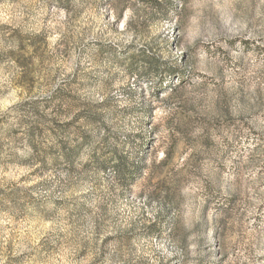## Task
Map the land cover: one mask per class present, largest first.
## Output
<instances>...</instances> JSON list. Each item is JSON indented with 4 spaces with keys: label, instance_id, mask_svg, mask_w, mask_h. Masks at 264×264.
I'll return each mask as SVG.
<instances>
[{
    "label": "rangeland",
    "instance_id": "obj_1",
    "mask_svg": "<svg viewBox=\"0 0 264 264\" xmlns=\"http://www.w3.org/2000/svg\"><path fill=\"white\" fill-rule=\"evenodd\" d=\"M158 1L0 0V264H264V0Z\"/></svg>",
    "mask_w": 264,
    "mask_h": 264
},
{
    "label": "trees",
    "instance_id": "obj_2",
    "mask_svg": "<svg viewBox=\"0 0 264 264\" xmlns=\"http://www.w3.org/2000/svg\"><path fill=\"white\" fill-rule=\"evenodd\" d=\"M141 1L153 3V4L157 5V8H160L161 10H163L164 13H166L164 5H161V3L158 0H141ZM172 74H173L172 71L168 72L167 75H165L162 79H165V78L171 76Z\"/></svg>",
    "mask_w": 264,
    "mask_h": 264
}]
</instances>
